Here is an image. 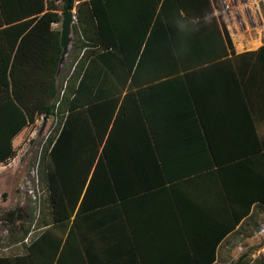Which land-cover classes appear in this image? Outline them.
<instances>
[{
    "label": "trees",
    "instance_id": "16d2710c",
    "mask_svg": "<svg viewBox=\"0 0 264 264\" xmlns=\"http://www.w3.org/2000/svg\"><path fill=\"white\" fill-rule=\"evenodd\" d=\"M75 1L0 0V162L15 155L13 138L36 117H59L41 161L47 220L43 218L38 228L45 232L36 237L40 240L36 245L32 240L26 246L25 253L0 256V264H32L33 246L44 248L40 257L50 261L61 247L58 257H63L75 240L73 222L63 241L74 213L78 216L123 199L116 174V131L127 117L135 119L130 128L139 137L147 131L141 107L144 90L180 80L188 86L196 68L240 55L218 25L210 0H77L73 32L83 33L85 53L70 77L75 82L66 83L59 97L56 74L62 49L60 31L52 24L61 20L58 11L72 10ZM89 47L100 51L88 52ZM263 51L264 44L242 54L257 56ZM126 83L137 84V89L121 98ZM128 98L135 104L133 111L124 112ZM256 149L252 153L264 147ZM257 197L253 209L249 203L234 213L229 231L242 219L243 230L255 221L253 210L264 207V197ZM4 217L13 223L23 216L17 208ZM51 230L54 237L49 241ZM23 233L25 237L29 232ZM209 260H214V248ZM249 261L243 254L233 264Z\"/></svg>",
    "mask_w": 264,
    "mask_h": 264
},
{
    "label": "crops",
    "instance_id": "0c3cea01",
    "mask_svg": "<svg viewBox=\"0 0 264 264\" xmlns=\"http://www.w3.org/2000/svg\"><path fill=\"white\" fill-rule=\"evenodd\" d=\"M263 44L196 68L188 86L180 80L144 90L147 131L139 137L132 117L116 131L123 199L74 213L63 233L64 241L74 222L71 248L63 257L58 248L50 261L33 246L32 264H232L243 220L229 231L234 213L264 197V149L252 153L264 147V51L242 54ZM136 89L126 83L121 98ZM133 103L128 98L124 112Z\"/></svg>",
    "mask_w": 264,
    "mask_h": 264
},
{
    "label": "rangeland",
    "instance_id": "374dc122",
    "mask_svg": "<svg viewBox=\"0 0 264 264\" xmlns=\"http://www.w3.org/2000/svg\"><path fill=\"white\" fill-rule=\"evenodd\" d=\"M74 2V22L70 34L68 53L56 74V83L59 97L63 95L66 83L73 82L72 73L77 61L85 53L84 36L80 30L73 32L76 24V5ZM61 20V11L59 10ZM60 22L52 24L54 29L60 31ZM264 41V37H263ZM88 52L100 51L98 48L89 47ZM74 77V75H73ZM75 82V81H74ZM59 117L35 118V121L25 126L12 142L15 155L0 162V256H13L25 253L26 246L39 235V226L43 218L47 220L46 190L40 179V172L43 170V152L48 137L54 136V128L58 126ZM35 193L36 197L29 194ZM35 198V199H33ZM20 209L22 214V227H15L4 217L9 210ZM258 212L256 213V211ZM260 211V212H259ZM255 221L244 225L245 230L238 229L236 234V248L232 256V264L237 261L240 255L245 254V260L249 264H256L264 261V207L258 206L253 210ZM254 222H256L254 224ZM241 225V224H240ZM44 229V228H42ZM28 234L24 237V231ZM245 231V232H244Z\"/></svg>",
    "mask_w": 264,
    "mask_h": 264
},
{
    "label": "built area",
    "instance_id": "2783aa9c",
    "mask_svg": "<svg viewBox=\"0 0 264 264\" xmlns=\"http://www.w3.org/2000/svg\"><path fill=\"white\" fill-rule=\"evenodd\" d=\"M213 14L233 50L245 51L260 45L264 37V0H210ZM255 42L259 44L255 46ZM36 197L32 191L29 193ZM35 199V198H33ZM14 226L23 225L16 219Z\"/></svg>",
    "mask_w": 264,
    "mask_h": 264
},
{
    "label": "water",
    "instance_id": "95a60500",
    "mask_svg": "<svg viewBox=\"0 0 264 264\" xmlns=\"http://www.w3.org/2000/svg\"><path fill=\"white\" fill-rule=\"evenodd\" d=\"M61 16H62V20L60 23V46L62 51L60 55L59 66L64 60L66 54L68 53L70 34L72 30V24L74 22V12L72 10H67L61 12Z\"/></svg>",
    "mask_w": 264,
    "mask_h": 264
},
{
    "label": "bare ground",
    "instance_id": "6f19581e",
    "mask_svg": "<svg viewBox=\"0 0 264 264\" xmlns=\"http://www.w3.org/2000/svg\"><path fill=\"white\" fill-rule=\"evenodd\" d=\"M259 43L258 42H255V46H257Z\"/></svg>",
    "mask_w": 264,
    "mask_h": 264
}]
</instances>
